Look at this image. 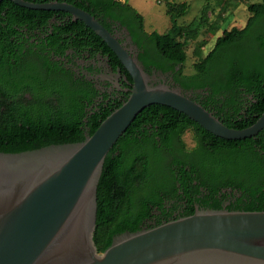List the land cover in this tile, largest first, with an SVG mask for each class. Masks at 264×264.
<instances>
[{
	"label": "water",
	"instance_id": "95a60500",
	"mask_svg": "<svg viewBox=\"0 0 264 264\" xmlns=\"http://www.w3.org/2000/svg\"><path fill=\"white\" fill-rule=\"evenodd\" d=\"M13 1L82 20L118 55L133 85L83 140L0 151V264H264V209L197 208L117 233L99 251L94 233L105 158L143 108L172 106L228 139L256 135L264 128V111L248 126H230L179 87L152 82L138 56L89 10L67 0Z\"/></svg>",
	"mask_w": 264,
	"mask_h": 264
},
{
	"label": "trees",
	"instance_id": "16d2710c",
	"mask_svg": "<svg viewBox=\"0 0 264 264\" xmlns=\"http://www.w3.org/2000/svg\"><path fill=\"white\" fill-rule=\"evenodd\" d=\"M67 1L89 10L107 27L115 20L126 24L140 46L145 48L146 54L154 49L159 56L179 63L182 67L187 59L186 44L197 36L201 26L208 24L209 20L208 8L204 7L200 19L179 25L176 18L186 12L189 3L167 2V13L174 23L164 32L148 31L144 27V15L128 0ZM7 7L29 15H41L42 22L55 12L22 6L13 0H2L0 8ZM248 9L252 14L245 25L224 29L213 47L205 55L200 53V59L194 64L195 71L184 75L196 81L190 84L183 82L184 85H209L213 95L222 93L226 96L225 100L219 98L224 105L231 95L239 96L241 89L253 93L255 99H249L251 104L247 112L249 121L240 125L228 123L235 127L252 124L264 111V0L250 2ZM0 15V23L9 18H3L1 11ZM79 22L86 26L82 20L79 19ZM88 29L106 44L108 51H112L99 34L90 27ZM0 47V51L6 47L1 38ZM112 54L120 62L115 53ZM144 54L141 53L140 58L146 66L149 62L163 65L157 60H149ZM6 73H0V151L15 152L51 143L83 140L110 113H105L102 119L94 115L85 120V99L88 95L83 92L84 84L68 80L62 74L50 76L49 73L41 72V92L33 91L30 97L22 88L9 91L11 86L16 87L18 83L15 81L11 84ZM176 122H182L178 128L179 133L185 125L194 123L199 132L218 140L219 147H225L215 161L212 160V168L221 172L224 178L231 175L232 181L224 180L222 184L242 189V196L229 209H264V128L250 137L228 139L212 133L172 106L152 103L139 112L105 158L97 188V225L94 233L99 251H104L112 243L115 234L139 229L142 215L134 211L137 199L140 194L153 193L149 189L151 183H161L152 170L155 161L151 159L152 149L150 152V146L145 143L147 129L143 130V126L153 123L165 130ZM228 122H231L230 118ZM203 182L209 183L205 180ZM209 188V197L213 201L204 198V202H200L201 206L221 208V200L216 195L219 188L213 185ZM194 211L191 210L190 214Z\"/></svg>",
	"mask_w": 264,
	"mask_h": 264
},
{
	"label": "flooded vegetation",
	"instance_id": "af4514ba",
	"mask_svg": "<svg viewBox=\"0 0 264 264\" xmlns=\"http://www.w3.org/2000/svg\"><path fill=\"white\" fill-rule=\"evenodd\" d=\"M0 11L3 18L9 16L7 21L0 23V38L6 43L0 51V73L6 71L10 83H18L9 91L22 88L31 97L33 91L41 92V72L50 76L62 74L68 80L84 84L83 92L88 95L85 120L94 115L102 119L105 113L120 106L130 95L133 77L118 55L113 50L108 51L106 44L87 25L74 20L70 13L55 10L42 22L41 15H29L11 7L0 8ZM108 28L130 52L138 56L152 82H166L179 87L226 124L240 125L249 121L247 112L251 104L249 99H255L253 93L241 89L239 96L231 95L224 105L219 98L225 100L226 96L222 93L213 95L209 85H184L183 82L190 84L196 80L184 76L189 72H185L181 64L159 56L154 49L146 54L126 24L115 20ZM141 53L163 65L149 62L146 66L140 58ZM180 125L182 122H176L165 130L153 123L143 126V130L147 129L145 143L150 146V152L152 149L151 159L155 161L152 170L161 183H151L149 189L153 193L140 194L137 199L134 211L142 215L139 229L203 208L200 202H204V198L213 201L209 197L210 185L219 188L216 195L221 200V208H229L242 196V189L238 186L222 184L224 180L232 181L231 175L224 178L221 172L212 168V160L215 161L225 147H219L218 140L199 132L194 123L185 125L179 133ZM204 180L209 183H204Z\"/></svg>",
	"mask_w": 264,
	"mask_h": 264
},
{
	"label": "rangeland",
	"instance_id": "374dc122",
	"mask_svg": "<svg viewBox=\"0 0 264 264\" xmlns=\"http://www.w3.org/2000/svg\"><path fill=\"white\" fill-rule=\"evenodd\" d=\"M144 15V27L148 31L164 32L174 21L167 13V2L189 3L186 12L176 18L179 25H187L201 18L203 8H208V24H203L196 37L186 44L187 59L183 64L185 72L195 71V62L200 53L205 55L215 44L218 35L224 29L233 26L242 27L252 12L248 9L250 2L259 0H128ZM225 18L224 20H222Z\"/></svg>",
	"mask_w": 264,
	"mask_h": 264
}]
</instances>
